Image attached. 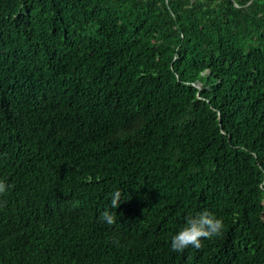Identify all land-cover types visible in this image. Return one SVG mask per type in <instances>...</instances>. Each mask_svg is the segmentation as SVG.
Listing matches in <instances>:
<instances>
[{"label": "trees", "instance_id": "trees-1", "mask_svg": "<svg viewBox=\"0 0 264 264\" xmlns=\"http://www.w3.org/2000/svg\"><path fill=\"white\" fill-rule=\"evenodd\" d=\"M0 178V264H264V0H0Z\"/></svg>", "mask_w": 264, "mask_h": 264}, {"label": "clouds", "instance_id": "clouds-1", "mask_svg": "<svg viewBox=\"0 0 264 264\" xmlns=\"http://www.w3.org/2000/svg\"><path fill=\"white\" fill-rule=\"evenodd\" d=\"M11 185L0 178V195L5 194ZM110 204L100 214V219L109 225L116 220V214L113 210L119 208L123 202L124 194L120 189H114L109 194ZM224 229V221L208 210L195 212L190 215L185 224L171 237L170 246L174 252H183L191 247L199 249L201 247L202 238L211 239L222 233Z\"/></svg>", "mask_w": 264, "mask_h": 264}]
</instances>
